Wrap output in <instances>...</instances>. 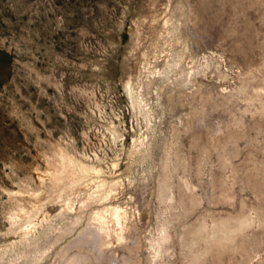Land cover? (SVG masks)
<instances>
[{
  "label": "bare ground",
  "instance_id": "6f19581e",
  "mask_svg": "<svg viewBox=\"0 0 264 264\" xmlns=\"http://www.w3.org/2000/svg\"><path fill=\"white\" fill-rule=\"evenodd\" d=\"M150 4L148 27L132 32L123 80L138 113V129L126 149L128 169L144 164L155 145L153 91L174 119L161 136L156 172L136 187L140 225L132 207L117 201L120 174L53 145L42 153L32 180L60 211L53 225V216L36 202L32 214L26 211L22 242L41 240L49 247L70 234L60 250L61 256L72 250L63 264H140L143 249L148 264H264V0ZM207 47L220 59H209ZM223 62L236 71L228 85L222 83L230 75ZM115 120L110 118L109 130L122 142L125 130ZM244 188L252 198H238ZM12 210L14 219L25 211L22 198L14 197ZM35 211H44L43 217L35 219ZM66 215L67 221L55 224Z\"/></svg>",
  "mask_w": 264,
  "mask_h": 264
},
{
  "label": "rangeland",
  "instance_id": "374dc122",
  "mask_svg": "<svg viewBox=\"0 0 264 264\" xmlns=\"http://www.w3.org/2000/svg\"><path fill=\"white\" fill-rule=\"evenodd\" d=\"M152 1L0 0V264H63L72 251L60 255L70 234L49 247L41 240L39 244L34 240L22 242L28 227L27 212L32 214L36 202L44 204V211L53 216V225L54 213L60 211L59 203L51 201L47 192L35 190L32 180L43 161L42 153L53 145L66 147L71 155L99 162L105 169L111 167L114 175L120 174L124 183L117 201L132 207L133 218L140 225L136 187L151 171L156 172L153 167L162 149V137H166L174 119L172 109H165L153 91L149 102L155 111L151 122L155 145L144 164L128 169L126 149L136 135L138 113L123 80L132 32L148 27ZM150 38H146L144 47ZM213 49L204 50L211 60L218 58ZM223 68L230 75L222 83L228 85L236 71L226 62ZM110 118H118L115 125L125 130L124 146L113 139ZM244 155L242 150L235 162L241 163ZM115 160L118 165L113 168ZM14 197L22 198L25 210L16 219L11 218ZM252 197L247 188L238 192L239 199ZM210 206L231 210L238 205ZM44 211H35L40 213H33L34 218L41 219ZM64 217L55 218V224L68 220L67 215ZM140 251V264H148L145 250ZM37 254L40 258L34 262Z\"/></svg>",
  "mask_w": 264,
  "mask_h": 264
}]
</instances>
